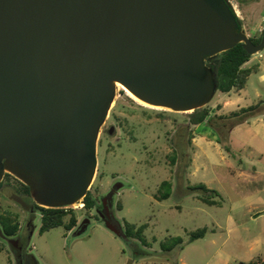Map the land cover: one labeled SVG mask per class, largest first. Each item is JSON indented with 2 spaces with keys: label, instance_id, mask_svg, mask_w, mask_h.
Returning <instances> with one entry per match:
<instances>
[{
  "label": "water",
  "instance_id": "obj_1",
  "mask_svg": "<svg viewBox=\"0 0 264 264\" xmlns=\"http://www.w3.org/2000/svg\"><path fill=\"white\" fill-rule=\"evenodd\" d=\"M238 43L259 52L264 28L254 43L229 0H0V182L46 208L80 203L116 84L193 112L218 91L206 58Z\"/></svg>",
  "mask_w": 264,
  "mask_h": 264
},
{
  "label": "rangeland",
  "instance_id": "obj_2",
  "mask_svg": "<svg viewBox=\"0 0 264 264\" xmlns=\"http://www.w3.org/2000/svg\"><path fill=\"white\" fill-rule=\"evenodd\" d=\"M232 2L246 34L258 37L264 28V0ZM244 66L255 67L245 87L216 91L207 104L212 116L208 124L193 125L181 113L161 119L151 110L160 108L139 104L116 84L107 122L112 114L121 121L113 136L100 128L89 190L99 202L110 188L122 185L111 207L117 232L83 206L73 207L78 221L89 219L79 235L74 234L77 227L67 230L63 225L39 233V211L31 219L10 186L0 189L3 207L19 215L18 235L35 263L264 264V47ZM256 104L251 115L241 118L246 115L241 109ZM164 180L171 184V194L160 199ZM199 183L218 191L212 199L220 206L203 202V193L191 189ZM28 219L33 220L30 230L24 227ZM124 221L146 222L145 242L126 238ZM202 228L204 236L190 241L191 233ZM176 238L181 245L162 249V242ZM15 252V244L0 230V264H17Z\"/></svg>",
  "mask_w": 264,
  "mask_h": 264
},
{
  "label": "trees",
  "instance_id": "obj_3",
  "mask_svg": "<svg viewBox=\"0 0 264 264\" xmlns=\"http://www.w3.org/2000/svg\"><path fill=\"white\" fill-rule=\"evenodd\" d=\"M261 34L256 38H251L254 43H259L261 40ZM251 54L247 53L242 46V43H238L236 46L212 57L206 58L205 62L207 65L215 70L217 89L219 92L229 93L230 91H239L243 89L246 85L249 75L252 70L255 69L251 67H246L244 64L250 59ZM258 104L251 105L247 108L241 109V113L244 115L241 118L248 117L252 112L257 108ZM148 109V108H147ZM155 115L159 118L164 119L165 115L173 113H181L183 115H188L189 121L191 124L196 125L200 123H210L212 116H210V108L206 105L203 108L196 109L193 112H172L165 109L154 110ZM240 112H235L234 115H237ZM175 121V120H174ZM242 122V121H241ZM191 132V130H190ZM191 135V134H190ZM193 136H191L192 138ZM175 161V157L173 159ZM173 162V161H172ZM5 186H10L13 189L12 195L14 197H19L21 203L24 206L29 207V205L40 213V226L39 233H43L51 228L57 226H64L65 229L70 230L74 229L78 225V218L76 215V209L72 207H60V208H46L40 206L32 201L30 196L29 187L18 180L16 177L9 173H5L3 179L0 182V189H3ZM193 190H198L203 193L201 200L205 203L220 206V202L212 199V197L217 196L219 193L215 189L208 188L205 184L199 183L191 187ZM162 191V192H161ZM171 193V184L168 180L161 182L159 186V198L165 199L170 196ZM82 201L84 202V209L88 212L96 204V196L92 194L90 190L87 191L86 195L83 197ZM118 209H121V204H117ZM146 222L139 225L129 223L127 221L123 222V233L126 238H134L143 240V233L146 228ZM0 230L2 231L5 237L16 236L20 230V221L19 215L10 210L9 208H4L0 198ZM205 228H202L196 232H192L189 240L192 241L198 237L204 236ZM182 239L176 238V240H165L161 243V247L164 251H170L175 246L181 245ZM237 264H255V263H237Z\"/></svg>",
  "mask_w": 264,
  "mask_h": 264
},
{
  "label": "flooded vegetation",
  "instance_id": "obj_4",
  "mask_svg": "<svg viewBox=\"0 0 264 264\" xmlns=\"http://www.w3.org/2000/svg\"><path fill=\"white\" fill-rule=\"evenodd\" d=\"M128 112H132V109H126ZM108 117V116H107ZM106 117V118H107ZM110 118V116L105 119L103 122L102 126H105L103 128V132L107 133V135H111L115 133L116 127H119L121 118L117 117L116 115L112 114L111 116V121L107 122V120ZM116 139H118L116 137ZM99 140V139H98ZM100 144V141H98V145ZM122 187L121 184H117L110 188L106 193H104L100 198L99 202L97 201L95 206L90 210L95 213V217H100L104 221L107 220L111 223V219H114L112 216L111 212V207H112V202H113V197L115 194L118 192V190ZM171 194V193H170ZM24 206V204H23ZM28 212H30V216L36 212V209L32 205L28 207ZM88 211V212H90ZM28 224H25V229L30 230L33 228V220L28 219ZM89 223V219H83L82 221H78V226H77V231L80 227L84 226L85 224L87 225ZM20 229H21V223H20ZM20 231V230H19ZM19 233V232H18ZM124 234V233H123ZM10 243L15 244L16 248V258H17V264H36L35 259L33 256L29 255L26 250L24 249L25 247L21 243V237L17 234L16 236L13 237H6Z\"/></svg>",
  "mask_w": 264,
  "mask_h": 264
},
{
  "label": "bare ground",
  "instance_id": "obj_5",
  "mask_svg": "<svg viewBox=\"0 0 264 264\" xmlns=\"http://www.w3.org/2000/svg\"><path fill=\"white\" fill-rule=\"evenodd\" d=\"M117 86L123 88L125 90L126 94L128 96H130L132 99H134L136 102H138L139 104L146 106V107H151L148 104H146L145 102H143V101L139 100L137 97H135L130 91H128L126 88H124L120 83H117ZM151 108H155V107H151Z\"/></svg>",
  "mask_w": 264,
  "mask_h": 264
},
{
  "label": "built area",
  "instance_id": "obj_6",
  "mask_svg": "<svg viewBox=\"0 0 264 264\" xmlns=\"http://www.w3.org/2000/svg\"><path fill=\"white\" fill-rule=\"evenodd\" d=\"M229 1H231L232 2V0H229ZM233 3V2H232ZM234 5V4H233ZM235 6V5H234ZM84 206V202L83 201H81L80 203H78V204H76V205H73V206H71L72 208L73 207H83Z\"/></svg>",
  "mask_w": 264,
  "mask_h": 264
},
{
  "label": "crops",
  "instance_id": "obj_7",
  "mask_svg": "<svg viewBox=\"0 0 264 264\" xmlns=\"http://www.w3.org/2000/svg\"><path fill=\"white\" fill-rule=\"evenodd\" d=\"M238 11H239V9H238ZM240 12V11H239ZM264 19V18H263Z\"/></svg>",
  "mask_w": 264,
  "mask_h": 264
}]
</instances>
